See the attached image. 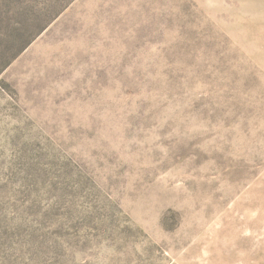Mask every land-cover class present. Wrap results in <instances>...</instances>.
Listing matches in <instances>:
<instances>
[{
	"label": "rangeland",
	"instance_id": "obj_1",
	"mask_svg": "<svg viewBox=\"0 0 264 264\" xmlns=\"http://www.w3.org/2000/svg\"><path fill=\"white\" fill-rule=\"evenodd\" d=\"M0 264H264V0H0Z\"/></svg>",
	"mask_w": 264,
	"mask_h": 264
}]
</instances>
